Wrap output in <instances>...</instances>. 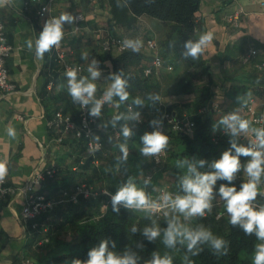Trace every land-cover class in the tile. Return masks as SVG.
I'll list each match as a JSON object with an SVG mask.
<instances>
[{"label":"trees","instance_id":"16d2710c","mask_svg":"<svg viewBox=\"0 0 264 264\" xmlns=\"http://www.w3.org/2000/svg\"><path fill=\"white\" fill-rule=\"evenodd\" d=\"M203 0H154L152 3H146V0H128L127 7L118 8L117 0H109L110 11L112 14L111 32H116V26L123 25L133 27L139 21V17L147 16L155 20V32L146 35V40L155 38L159 45V52L166 63L174 66L172 71H162L158 75L147 76L144 68L148 66L147 56L141 50L134 53L131 50L121 52L115 56L113 52H105L100 59L110 60L113 72L121 69L126 76L130 77V98L127 103H131L134 97H143L147 93H159L163 96L187 95L190 97L185 102H173L168 104L170 112L177 115L190 114L195 121V128L192 132H176L167 129L166 135L170 138L167 149V157L162 164H156L153 158L140 156L141 147L140 137L145 132L153 131L149 121L157 117L153 113L155 107L146 105L139 109L143 114L142 122L134 124L135 135L129 141L130 156L127 164L120 170H115L116 158L120 155L117 144L122 142L121 137H117L118 129L108 128L107 132L102 129L97 130V135L101 136L104 142L102 150L91 152L82 139L72 137L74 142L75 159L73 165L68 168L58 169L57 176L49 179L42 187L40 192L45 193L49 198L60 201L54 210L49 214L52 216L51 239L58 242L61 246V254L58 255L51 251H45L39 258L38 264H71L72 259L86 260L88 251L97 246L102 239L115 241L116 251H122L126 246L133 248L141 256L143 261L151 258L153 251H159L163 254L170 251L173 255L174 264H182L184 250L171 251L166 249L158 240L156 243H148L140 235V232L132 234L130 229L136 225L143 229L150 223L145 219V213L127 211L121 208L120 213L112 211L110 196L103 194L107 189L115 194L117 187L126 181L128 176L137 179L139 186H143L142 181L148 175L152 174V184L147 191L153 199L157 198L158 191H153L154 186L158 184L160 178H167L174 181L172 189L176 192V176L183 174L184 170L176 168V161L185 157H195L205 159L211 162L219 159L222 152L230 147L229 137L221 130H215V125L222 116L212 110V99L214 92L211 87L212 75L207 61L201 57L198 61L185 60L181 53L183 52V43L188 39H198L196 29V16ZM176 42L175 48L170 44ZM52 74L56 76V81L60 75H64L59 64H53ZM182 68V69H181ZM49 72V71H48ZM258 81L253 82L257 85L256 92L263 96V74L258 73ZM50 77L46 79L45 86L49 83ZM58 96L56 97V99ZM146 103H149L146 101ZM71 111L75 120L79 119L80 106L73 104L71 98L67 101L64 112ZM113 105H106L102 111L100 122L107 123L117 112H125L127 105H121L115 112H110ZM203 110V111H201ZM54 128V127H52ZM107 136L112 137L109 143ZM242 144H247L240 139ZM247 158L241 157V162L245 163ZM113 165V171L106 172L105 168ZM207 171L208 169H201ZM166 174H168L166 176ZM168 181V180H167ZM80 183H86L93 187L92 190L97 194L85 197L81 195L77 201L71 200L75 187ZM221 183L218 181L216 189ZM235 185H240L242 181L236 179ZM162 186V185H161ZM160 186V187H161ZM259 203H264V197H258ZM103 205L107 208L101 210ZM220 210L214 207L212 212L203 219L193 223H202L210 227L212 232L223 237L230 242L229 254L224 257H216L205 247V250L196 257H192L195 264H252V254L254 245L258 242L254 236H247L238 227H233L228 222L226 214L221 219L216 218ZM161 226L164 225L163 218L160 219ZM61 236H66L62 239ZM70 238V240H67ZM35 242V236L32 237ZM143 242L145 248H136L137 242ZM42 246L37 247L40 249Z\"/></svg>","mask_w":264,"mask_h":264},{"label":"clouds","instance_id":"9594fccd","mask_svg":"<svg viewBox=\"0 0 264 264\" xmlns=\"http://www.w3.org/2000/svg\"><path fill=\"white\" fill-rule=\"evenodd\" d=\"M154 0H146L152 3ZM15 0H0V6H14ZM128 0H117V7H127ZM77 17L69 12L58 17L49 18L35 39H28L26 47L34 51L37 59H43L44 55L53 48L59 47L64 39L65 25H72ZM214 35L211 31L202 33L198 39H188L183 43L182 57L185 60L198 61L206 54L213 43ZM3 42V38H0ZM176 42L170 44L175 48ZM144 46L141 38H125L121 47L139 53ZM82 61H88V54H81ZM81 69L70 67L65 70L67 93L73 104L87 110L92 118L101 120L105 105H113L117 109L121 105H127L125 112H117L107 123H100L98 127L105 132L108 128L118 129V136L122 142L117 144L120 155L116 158L115 170L123 168L129 159V141L135 135L134 124L142 122V109L146 105L155 107L161 104L159 93H147L143 97L137 96L127 103L130 98V77L124 70L111 72L107 76V87L102 95L97 96V82L102 76L100 62L93 58L87 66L88 75H81ZM149 102V103H146ZM239 107L225 114L215 125V130H223L229 137L230 147L223 151L219 159L211 162L195 157H185L176 161V168L184 170L183 174L176 176L178 191H161L157 198L153 199L147 189L152 184L150 176L142 181L139 186L137 179L128 176L125 182L117 187L115 194L107 189L103 194L110 196L112 211L120 213L121 208L127 211L143 212L145 219L150 221L148 225L139 229L133 225L132 234L140 232V235L148 243H156L158 240L171 251L184 250L182 264H195L192 257L199 256L207 247L216 257H224L229 254L230 242L223 237L215 235L210 227L202 223H193L205 218L214 208V201L222 202L228 215V222L233 227H238L247 236H254L258 241L254 245L252 264H264V203L258 202V197H264L261 186L264 185V127H254L249 119L242 115L243 108L248 101L245 96L236 97ZM166 114L161 113L149 121L151 132H145L140 137L141 147L139 154L145 158H156L166 152L170 138L164 133L163 126ZM7 135L15 139L17 136L13 126L6 129ZM95 145L93 151L101 147V136L91 134ZM244 137L247 144L240 143ZM108 142L112 137L107 136ZM241 157L247 158L245 163ZM157 162H159L157 160ZM207 168V171L201 169ZM106 172L113 171V165L105 168ZM9 167L6 160H0V184H3L8 176ZM246 177L237 189L234 181L238 174ZM221 183L218 190L216 185ZM156 191V189H153ZM218 197V199H217ZM107 208V205H104ZM161 216L164 225L161 226ZM115 241L102 239L99 244L88 251L86 260L72 259L71 264H141V256L136 250L126 246L122 251H116ZM136 248L143 249L145 245L138 241ZM143 264H174L170 251L161 254L153 251L151 258L143 261Z\"/></svg>","mask_w":264,"mask_h":264},{"label":"crops","instance_id":"0c3cea01","mask_svg":"<svg viewBox=\"0 0 264 264\" xmlns=\"http://www.w3.org/2000/svg\"><path fill=\"white\" fill-rule=\"evenodd\" d=\"M39 9V3L26 8L25 0H15L14 6H0L6 35L13 45L7 66L17 84L15 91L0 93V160L8 162V185L17 189L0 196L3 212L0 217V264H23L29 257L34 264H38L45 251L34 246L21 220L26 196L18 188L24 186L33 173L46 166L54 164L58 169H64L71 167L75 159L72 137L60 143L58 130L49 126L55 111L63 109L71 98L67 93L65 75H60L56 81V76L52 74L51 67L54 63L58 64L54 48L43 59H37L34 51H29L25 43L30 38L38 37L42 30ZM238 10H241L240 25L235 26L227 22L226 17ZM53 12L57 16L65 12L74 16L79 13L84 15L80 30H75L76 22L65 25L64 47L68 61L84 68L83 75H88L87 66L93 58L100 62L102 76L97 82V96L102 95L109 82L106 78L113 72L111 61L100 59L105 54L101 41L112 27L109 0H59ZM155 25L154 19L142 16L133 27L118 25L115 28L124 38L139 37L143 40L141 50L149 64L154 53L147 48L146 35L153 33L156 36ZM196 29L198 36L208 31L214 35L213 43L203 56L212 75V110L223 117L239 107L236 103L238 94L247 100L256 95L260 102L262 96L256 92L257 83L253 82L259 80L261 70L258 65L264 59V0H203L196 16ZM253 48L258 49L259 54L244 63L243 56ZM82 53L88 54V61L81 60ZM113 53L116 56L121 52L115 49ZM48 77L50 80L45 86ZM188 99L190 97L187 95L161 97L167 104L182 103ZM109 110L115 112L116 107L111 106ZM71 111L72 106L66 113L73 117ZM10 125L16 130L15 139L7 135L6 129Z\"/></svg>","mask_w":264,"mask_h":264},{"label":"built area","instance_id":"2783aa9c","mask_svg":"<svg viewBox=\"0 0 264 264\" xmlns=\"http://www.w3.org/2000/svg\"><path fill=\"white\" fill-rule=\"evenodd\" d=\"M58 1L59 0H25V6L26 8H30L31 4L39 3V14L42 17V21L44 24L49 18L58 17L53 12V7ZM226 1L231 2L234 0ZM76 17L77 20L75 30H80V22L84 20V15L82 13H79ZM240 17L241 10H238L228 14L226 20L227 22L232 23L235 26H239ZM0 38H3V42H0V93H7L15 91L17 89V84L11 78V74L7 66V59L12 54L13 45L9 42L8 37L6 35L5 24L1 18V14ZM123 39L125 38L120 35H114L112 34V32L108 31L106 37L101 41L103 51L114 52L115 49L119 52L127 51L126 49H123L121 47V42ZM146 45L147 48L150 51H153L154 54L151 64L144 68L145 75H158L164 69H166L167 71H172L174 69V66L171 63H166L164 58L160 54L159 45L155 38H149L146 42ZM54 52L55 59L61 66V70L63 73H65V70L67 68L75 67L80 68V74L83 75L84 68L81 65L74 64L68 61L67 50L64 47L63 40L59 47L54 48ZM258 54V49H251V51L247 55L243 56L244 63L250 62ZM258 67L263 74L264 80V59L258 65ZM247 101L248 103L243 108L242 114L250 119L254 127H264V95L262 96L260 102L259 97H257L256 95L251 96ZM167 106L168 104L161 100V104L156 105L153 110V113L157 116L161 113L166 114V119L164 120V126L162 129L164 133H166L168 128L176 132L184 133L192 132L194 130L196 124L190 114L177 115L175 113L170 112ZM100 123V120L90 117L88 115L87 110H82L81 108L78 120H75L70 114L64 112L62 108L57 109L54 113L53 118L49 120V126L56 128L59 132L58 141L60 143H64L66 138L68 137L82 139L91 152H96L93 151L95 145L92 142L91 134H97V130L100 129L98 127ZM116 135L117 137H119L118 131H116ZM240 139L244 142H247L244 137H241ZM100 145L101 147L99 148V150H102L104 147V142L102 140H100ZM167 153L168 152L166 150V152L160 155L159 157L153 158V161L156 164H162L165 158L167 157ZM157 160L159 162H157ZM57 173V165L52 164L50 166H46L44 169L33 173L28 178L25 185L18 188V191L26 196V203L21 213V220L27 228V233L29 234V236H35V247L43 246L46 243L50 242L51 227L53 224L50 222L49 214L60 202L53 198H49L45 193L38 191L37 188L42 187L49 179L55 178L57 176ZM9 176L10 169L5 182L3 184H0V196L8 192H14L17 190L8 185ZM148 176L153 179L152 174H148L146 177ZM237 179L243 182L246 177H244L243 173L241 172L240 174H238ZM239 186L240 185H236L237 189H239ZM262 187V192H264V185H262ZM161 191H171L173 193L176 192L173 189H169L165 185L158 188V195ZM94 194H97V192H94L92 188L89 187L86 183H80L75 187V191L71 196V200L77 201L81 195L89 197ZM214 205V207L220 208V210L216 214L217 219H221L227 214L222 202L214 201ZM101 209L104 210L106 208L103 205ZM2 213L3 212L0 207V217L2 216ZM161 218L163 217L161 216ZM23 264H34V261L32 260V258L29 257L24 260Z\"/></svg>","mask_w":264,"mask_h":264},{"label":"rangeland","instance_id":"374dc122","mask_svg":"<svg viewBox=\"0 0 264 264\" xmlns=\"http://www.w3.org/2000/svg\"><path fill=\"white\" fill-rule=\"evenodd\" d=\"M168 174H166V176H167ZM168 180V181H167ZM167 186L169 189H172V186L174 185V181L173 180H171V179H168V177L165 179L164 177L163 178H160L159 179V181H158V184L157 185H155L154 186V189H156V191H158V188L160 187V186ZM89 187H91V186H89ZM91 188H93V187H91ZM102 210V209H101ZM52 216H53V214H51L50 215V222L52 223ZM52 227H54V224L52 225ZM62 237V239H65L66 238V236H61ZM67 240H70V238H68ZM42 249H43V251H51L52 250V253H54V254H56V255H58L59 253L61 254V252H62V250H61V246H60V244L58 243V242H55L54 240H53V238L51 239V243L49 244V245H43L42 247H41ZM33 260V259H32Z\"/></svg>","mask_w":264,"mask_h":264},{"label":"water","instance_id":"95a60500","mask_svg":"<svg viewBox=\"0 0 264 264\" xmlns=\"http://www.w3.org/2000/svg\"><path fill=\"white\" fill-rule=\"evenodd\" d=\"M222 55V54H221Z\"/></svg>","mask_w":264,"mask_h":264}]
</instances>
